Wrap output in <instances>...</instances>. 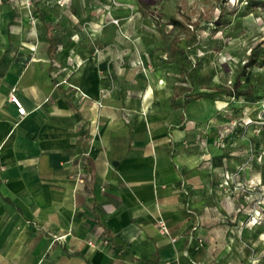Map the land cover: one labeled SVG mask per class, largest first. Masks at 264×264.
<instances>
[{"label": "crops", "instance_id": "0c3cea01", "mask_svg": "<svg viewBox=\"0 0 264 264\" xmlns=\"http://www.w3.org/2000/svg\"><path fill=\"white\" fill-rule=\"evenodd\" d=\"M21 13L0 0V264H211L197 185L213 151L193 142L209 143L208 124L179 128L185 111L161 89L103 92L113 71L98 56L80 57L78 91L59 83L66 60Z\"/></svg>", "mask_w": 264, "mask_h": 264}, {"label": "rangeland", "instance_id": "374dc122", "mask_svg": "<svg viewBox=\"0 0 264 264\" xmlns=\"http://www.w3.org/2000/svg\"><path fill=\"white\" fill-rule=\"evenodd\" d=\"M7 2L20 7L27 22L37 26V38L49 36L55 41L54 58L66 61L52 73L56 78L68 73L67 80L58 82L77 91L68 81L83 65L80 57L98 56L113 71H108V83H102L103 92L132 87L143 97L148 88L161 89L159 97L165 103L181 105L183 95L172 100L175 90L184 86L178 81L180 55L173 54L172 43L183 33L166 24L171 16L202 24L200 44L190 55L206 78L195 86L196 92L231 85L252 49L264 62V0ZM42 16L51 25L49 32L39 27ZM246 72L248 82L256 87L251 98L218 94L193 100L186 106L183 125L178 126L184 128L192 120L196 126L207 123L210 128L209 143L203 145L201 136L193 142L213 151L206 171L198 173L202 183L197 185L210 212L206 230L211 264H264V65ZM51 238V242L62 241ZM88 245L106 246L102 241Z\"/></svg>", "mask_w": 264, "mask_h": 264}, {"label": "trees", "instance_id": "16d2710c", "mask_svg": "<svg viewBox=\"0 0 264 264\" xmlns=\"http://www.w3.org/2000/svg\"><path fill=\"white\" fill-rule=\"evenodd\" d=\"M257 6V5H253ZM166 24L171 25L172 28H177L182 31L183 35L175 38L172 43L173 54H179V76L178 81L184 86L179 87L174 92L173 98L179 95L184 96L181 103V108L185 111V107L193 100L201 98H213L218 94H226L231 97L243 96L249 99L256 92V87L248 82L247 68L253 66H263V60H259L258 53L252 49L248 59L244 62L241 72L234 78L231 85L225 88H213L212 91L202 90L195 91V86L201 84L206 79L199 73L198 63L191 58V50L200 44V30L202 24L199 20L184 22L180 18L171 16L168 18ZM183 41V45H182Z\"/></svg>", "mask_w": 264, "mask_h": 264}, {"label": "built area", "instance_id": "2783aa9c", "mask_svg": "<svg viewBox=\"0 0 264 264\" xmlns=\"http://www.w3.org/2000/svg\"><path fill=\"white\" fill-rule=\"evenodd\" d=\"M11 100H12V102H14V103L17 105V107H18V113H19L20 115H23V114L25 113V112H24V109L19 105V103L17 102V100H16L14 97H12ZM94 125H95V126H94V131L97 132V130H98V125H97V123H94ZM158 227H159L160 232H161L162 234H164V235L170 237V240H171L172 242H174V241L176 240L175 237L170 236V231H169V228H168V226H167V224H166L165 221H163V220H159V221H158ZM198 242H199V244H201V243H202V239H198ZM103 243H104V244H107V243H108V240L105 239V240L103 241Z\"/></svg>", "mask_w": 264, "mask_h": 264}]
</instances>
